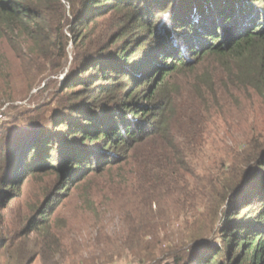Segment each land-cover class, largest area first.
I'll use <instances>...</instances> for the list:
<instances>
[{
    "label": "trees",
    "instance_id": "obj_1",
    "mask_svg": "<svg viewBox=\"0 0 264 264\" xmlns=\"http://www.w3.org/2000/svg\"><path fill=\"white\" fill-rule=\"evenodd\" d=\"M71 45L44 102L0 127L7 264L70 258L83 229L59 211L80 190L120 201L129 231L180 208L182 247L139 264H264V0H0V49L26 72L57 76ZM234 119L242 143L208 150Z\"/></svg>",
    "mask_w": 264,
    "mask_h": 264
},
{
    "label": "rangeland",
    "instance_id": "obj_2",
    "mask_svg": "<svg viewBox=\"0 0 264 264\" xmlns=\"http://www.w3.org/2000/svg\"><path fill=\"white\" fill-rule=\"evenodd\" d=\"M74 53L75 50L71 45L67 66L54 76L49 73H28L11 51L0 49L1 128L16 114L32 110L44 102L48 93L45 90L49 87L46 85L53 87V82H60L65 77L73 66ZM239 125L236 119L225 124L219 121L218 127L211 129L214 134L207 141L208 150L212 151L211 148H214L213 142L215 146L219 144L224 148L240 145L243 136L237 132ZM249 125L256 128L259 133H264V115L260 110L251 114ZM249 125L242 123L243 128H249ZM123 173L129 174L128 171ZM126 179L124 178V182H128ZM83 191L73 192L65 207L59 211L62 220L66 218L71 226L83 229L82 233L69 236L74 240L70 242L72 255L62 264H139V261L143 262L147 261L144 259L151 258L150 254L160 259L163 257V251L169 246L180 248L187 240V236L183 235L184 218L180 216V208L176 207L173 201L171 204L164 201L155 203L149 212L142 208L137 219L140 224L131 221V231H129L122 219L123 210L120 201L105 198V193L96 194L95 190L93 192L91 190L90 196L85 195ZM96 213L100 216L99 220ZM133 214L134 210L131 207V215ZM90 220L93 225L98 224L96 226L103 229L98 233V227H88ZM6 258L0 255V264H7ZM33 264L45 263L37 261Z\"/></svg>",
    "mask_w": 264,
    "mask_h": 264
}]
</instances>
